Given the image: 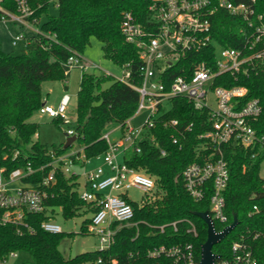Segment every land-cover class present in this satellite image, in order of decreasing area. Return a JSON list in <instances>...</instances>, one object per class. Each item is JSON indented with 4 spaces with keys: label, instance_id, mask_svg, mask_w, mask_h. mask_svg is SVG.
<instances>
[{
    "label": "trees",
    "instance_id": "trees-1",
    "mask_svg": "<svg viewBox=\"0 0 264 264\" xmlns=\"http://www.w3.org/2000/svg\"><path fill=\"white\" fill-rule=\"evenodd\" d=\"M58 7L56 17L49 15L50 4ZM34 10L32 18L39 21L41 30L48 34L35 38V46L23 54L5 53L0 47V167L5 168V176L16 168H25L28 162L39 170L53 160L49 148L34 140L38 134L39 124L31 121L44 104L42 84L45 81H64L66 73L63 64L72 57V52L83 53L90 44L91 37L102 42L105 58L110 59L120 68L130 66L132 77L136 78L141 61L134 45L122 36L120 26L124 11H132L138 19L146 14L148 0H30ZM4 6L16 12L14 0H5ZM236 18L227 10L220 9L213 16L211 34L227 47H237L240 40ZM212 58L211 49L195 52L181 59L170 71V77L191 75L192 67L198 62ZM186 70V72L183 71ZM80 79L77 93V113L74 130L80 148L87 159H93L108 150V143L102 135L112 126L125 124L138 109L139 93L129 85L114 79L111 75L86 73ZM217 84L222 85V81ZM236 84L250 87V96L262 100L261 118L254 122L258 134L264 135V73L250 79L236 82L228 77L225 86ZM106 85H108L106 87ZM173 106L164 116V120H179L178 129L184 131L179 145L173 144V136H179L174 129L164 127L159 122L152 130L157 138L159 148L166 150L162 156L157 147L145 141L141 152H128L125 163L143 172L156 181L154 199H149L144 206L132 202L135 216L131 225L122 228L116 235L117 243L108 254L85 252L75 257H65L60 251L63 240L73 237V233L51 234L42 229L46 221L45 214H29L28 224L33 226V233L19 235L14 225L0 222V259H5L13 252L29 255V261L21 264H94L99 256L118 258L120 264H174L170 257L147 258L142 252L161 245L179 246L192 244L197 264L200 263L201 246L207 240V224L198 212H209L210 194L202 201L196 202L184 186L182 173L184 169L202 158L196 151L201 134L211 130L206 110H197L186 99L173 100ZM59 128L65 124L64 119L52 120ZM192 125L190 130L185 127ZM72 148H64L61 143L53 150L58 154L66 153ZM18 150L16 159L12 153ZM224 158L229 169V181L225 190V212L229 224L233 217L239 220L238 226L213 247V253L222 258L230 256L233 242L244 238L250 240L257 264H264V179L261 177V164L264 156L253 157V152L232 144L223 146ZM7 156V159H3ZM78 163V162H77ZM50 167L38 171L26 181L39 183L48 176ZM78 178L67 176L62 171L56 172V182L49 189L53 198L47 205L62 209L65 219L79 216L81 209L89 208L79 197ZM258 210H255L254 207ZM3 210H0V215ZM178 231L168 227L161 234L152 226L165 225L172 221H181ZM194 222L198 236L187 232L189 224ZM224 226L215 221V228ZM258 238L253 240V236ZM140 253L137 254L136 252ZM133 253L130 258L129 254Z\"/></svg>",
    "mask_w": 264,
    "mask_h": 264
},
{
    "label": "built area",
    "instance_id": "built-area-1",
    "mask_svg": "<svg viewBox=\"0 0 264 264\" xmlns=\"http://www.w3.org/2000/svg\"><path fill=\"white\" fill-rule=\"evenodd\" d=\"M30 0H14L16 12L4 6L5 0H0V22L18 24L22 31L12 37V44L25 41L28 45L36 42L35 38L44 33L37 18H32L34 10ZM146 14L140 20L130 11H124L120 31L127 42L134 45L139 53L141 66L137 77L133 78L129 65L121 68L124 77L119 81L129 85L139 93L138 109L133 117L125 124L115 125L120 131V139H110L111 133L106 131L102 135L108 143V150L98 155L103 164L94 169L79 173L80 165L90 161L83 154L82 148H73L69 153L58 155L49 150L53 158L39 170L34 169L30 162L25 168H16L5 176V168L0 167V222L3 225H14L17 233L24 235L33 233L34 228L27 223L29 214L47 216L41 225L45 232L62 234L61 225L55 218L61 208L47 205V200L53 198L49 189L56 182V172L78 178V193L80 199L89 204V208L81 209L79 216L84 218L81 234H92L98 238L99 245L95 252L108 254L117 243L116 235L134 222V201L129 199L131 189H138L144 193V204L154 196L156 181L149 175L128 166L125 157L128 152H141V144L145 141L157 147L162 156H166L165 149L159 148L157 138L152 130L159 122L164 127L174 129L179 136H173V144L179 145L180 135L184 131L178 129L179 120H164L163 116L171 110L173 100L186 99L197 110H206L211 124V130L200 136L202 142L196 148L201 161L188 165L183 173V182L189 195L196 201H202L210 194L209 216L224 227L230 226L225 208V190L229 181V169L224 158L223 146L232 144L245 150L252 151L253 157L264 156V135L257 133L254 122L258 121L263 112L262 100L250 96V87L236 84L225 86L228 77L236 82L260 76L264 73V0H148ZM220 9L232 14L238 24L240 40L237 47H225L211 34L213 16ZM23 29L32 32L26 37ZM212 58L198 62L192 67L191 75L170 77V71L176 67L181 59L195 52L209 50ZM64 64V72L80 68L85 72L88 65L81 54L72 52ZM186 72L185 69H183ZM66 79L64 81H66ZM222 81V85L217 84ZM70 95L64 94L57 107L43 104L38 111L40 116H47L51 120H66ZM145 114L142 125L135 127L132 120L138 115ZM192 125L185 127L190 130ZM76 136L74 128L65 130V139ZM77 137V136H76ZM66 141V140H65ZM77 142V141H76ZM75 142V143H76ZM65 143V142H64ZM19 151L12 153L16 159ZM119 154L124 161H118ZM3 159H7L4 156ZM78 162V163H77ZM50 167L49 175L39 183L33 184L26 180L34 173ZM258 210L257 207H254ZM63 217V216H62ZM181 221H172L165 225L152 226L161 234L166 228L172 227L178 231ZM187 232L193 237L198 236L194 222L187 220ZM258 238L253 236V240ZM137 254L140 252L137 251ZM147 258L170 257L174 264H197L192 244L185 246L154 247L142 252ZM17 256V252L10 253L0 264H8L10 259ZM133 253L129 254L131 258ZM90 264V263H87ZM94 264H120L118 258L99 256ZM215 264H257L252 244L248 238L233 242L230 256L222 258L220 255Z\"/></svg>",
    "mask_w": 264,
    "mask_h": 264
},
{
    "label": "rangeland",
    "instance_id": "rangeland-1",
    "mask_svg": "<svg viewBox=\"0 0 264 264\" xmlns=\"http://www.w3.org/2000/svg\"><path fill=\"white\" fill-rule=\"evenodd\" d=\"M58 14V7L50 4L49 15L56 17ZM45 20L43 17L40 21V25L36 26L37 29L41 28V24ZM8 25L0 23V47L5 53H11L15 55H20L26 52L27 50L35 46L34 42L32 45H28L25 41L18 43L16 46L12 44V37L19 32L18 27L13 23L8 22ZM26 37L32 36L31 31L23 29ZM22 31V30H20ZM102 42L96 38L91 37L90 44L84 49L81 53L85 63L88 67L85 69L86 73L92 74H107L111 75L114 79H120L124 77V71L117 65H115L110 59L105 58L102 50ZM66 71V69H64ZM83 72L80 68H75L69 70L67 74L68 84L63 83L62 80L52 81L48 80L42 84L43 90V100H47L49 105L57 107L62 96L67 93L70 95V103L67 110L65 124H62L59 128L55 123L52 122L47 116H40L39 113H36L31 121L39 124L38 134L34 137V140H38L41 144H45L49 150H53L54 146L58 148L61 143L65 141V130L68 128H73L76 120L77 113V93L79 91L80 79ZM108 85H106L107 87ZM145 114H141L133 118L132 125L138 127L143 124ZM115 125H112L107 131L111 133L110 139L119 140L120 131L115 130ZM80 147V144L77 140L74 143L73 148L77 149ZM71 150L67 151L69 153ZM118 161L122 163L124 161V156L119 154ZM103 164L102 158H95L94 160L88 162L85 167L79 170V173L83 171H89L94 169L97 165ZM260 175L264 179V161L262 162ZM129 199L139 203L144 193L138 189H131L128 193ZM155 196H151L150 199H154ZM82 216L75 217L72 219H65L62 217V213L58 211V214L55 218L56 223L62 226L65 233H73V237H66L63 240V243L60 247V251L65 257H75L81 255L85 252H94L97 250L99 241L98 238L92 234H81L83 227ZM30 257L26 253L18 252L16 257L10 259L8 264H21L24 261H29Z\"/></svg>",
    "mask_w": 264,
    "mask_h": 264
},
{
    "label": "water",
    "instance_id": "water-1",
    "mask_svg": "<svg viewBox=\"0 0 264 264\" xmlns=\"http://www.w3.org/2000/svg\"><path fill=\"white\" fill-rule=\"evenodd\" d=\"M64 148H70L76 141V136H70L65 139ZM197 217H200L207 224V240L201 246V259L199 264H215L216 259L219 257V254L213 253V247L216 246L219 242L227 238V236L235 229L239 220L237 217H233V222L230 226L226 227L221 232H217L213 220H211L208 212H198L196 213Z\"/></svg>",
    "mask_w": 264,
    "mask_h": 264
},
{
    "label": "crops",
    "instance_id": "crops-1",
    "mask_svg": "<svg viewBox=\"0 0 264 264\" xmlns=\"http://www.w3.org/2000/svg\"><path fill=\"white\" fill-rule=\"evenodd\" d=\"M0 23H1V22H0ZM10 23H12V22H10ZM1 24H3V23H1ZM8 24H9V23H7L6 25H8ZM13 24H14L16 27L20 28V26H19L18 24H15V23H13ZM4 25H5V24H4ZM6 25H5V26H6ZM20 30H21V28L19 29V32H20ZM27 31H28V30H27ZM63 83L68 84L67 79H66V81H63ZM65 94H67V93H65ZM70 99H71V97H70ZM44 104H49V103H48L47 100H45V101H44ZM49 119H50V118H49ZM64 142H65V141H64ZM64 142H63V143H64ZM95 158H98V156H96ZM95 158L90 159V161L94 160ZM90 161H89V162H90ZM86 164H88V162L85 163V164H82V163H81L80 167L83 168V167L86 166ZM81 168H80V169H81Z\"/></svg>",
    "mask_w": 264,
    "mask_h": 264
}]
</instances>
